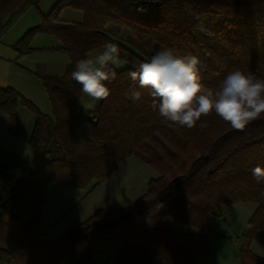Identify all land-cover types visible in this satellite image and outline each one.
<instances>
[{
    "label": "trees",
    "instance_id": "16d2710c",
    "mask_svg": "<svg viewBox=\"0 0 264 264\" xmlns=\"http://www.w3.org/2000/svg\"><path fill=\"white\" fill-rule=\"evenodd\" d=\"M64 8L82 11L83 20H62ZM41 18L14 45L19 56L39 50L30 39L46 33L61 46L44 49L63 51L71 62L62 74L32 71L47 90L52 115L15 88H0V115L9 117L10 131L19 106L36 117L29 140L31 164L0 148V206L12 228L25 240L38 236L48 186L94 188L138 155L160 175L131 205L100 209L73 226L66 233L68 264H96L94 251L115 241L122 244L121 264H201L213 254L206 236L210 218L238 203L257 205L240 236L241 263L264 264V256L252 249L256 235L264 246V183L251 174L254 167H264V117L242 132L214 113L193 128L180 127L153 108L150 88L133 84L128 72L135 68L111 65L117 76L105 82L109 97L82 117L83 93L71 78L77 60L111 42L119 57L136 66L165 48L177 56L195 55L200 82L212 91L236 69L264 79V0H57ZM122 29L128 31L125 38ZM133 90L141 93L140 100L132 99ZM171 220L201 233L175 232ZM7 257L9 252L0 248V258Z\"/></svg>",
    "mask_w": 264,
    "mask_h": 264
},
{
    "label": "crops",
    "instance_id": "0c3cea01",
    "mask_svg": "<svg viewBox=\"0 0 264 264\" xmlns=\"http://www.w3.org/2000/svg\"><path fill=\"white\" fill-rule=\"evenodd\" d=\"M56 1L0 0V23L5 22L12 13L17 11L24 3H27L26 8L14 18L11 24L5 28H0V88L5 86L15 88L49 115L53 114V109L47 90L42 80L32 71L41 69L49 73L62 74L71 60L66 62L65 68L61 72L47 70L49 68L46 66L47 64L33 58L34 53L19 56L14 45L26 32L41 23V13H49ZM61 19L69 22H79L83 20V12L72 8L65 9L61 13ZM46 40L45 44H38L37 42L33 47L42 49L61 46L60 41L53 44L51 39ZM94 108L96 107L89 108L88 112ZM35 122V115L25 107L19 106L13 131H10L9 117L6 114H1L0 148L17 153L31 164L33 152L29 140ZM134 156L128 158L110 177L101 181L94 188H80L63 183L48 186L44 194V211L40 221V234L32 239H23L12 228L8 213L0 206V248L9 252V257L0 258V264H68L69 258L65 250L66 233L73 226L86 221L100 209L112 212L131 205L147 191L149 180L160 175L144 160L134 158ZM1 187L2 180L0 177V194ZM238 204L223 207L222 216L229 217V213ZM243 209L244 207H238L235 212H241ZM252 214L249 212V216H247L242 226L243 230ZM216 218L217 216H212L210 224L212 228L216 227L221 231L223 227ZM172 221L169 222V226L175 232L201 233L185 229V227L176 225ZM221 236L223 234L210 236L213 250L214 248L217 250L214 251L212 257L204 258L201 264H215L217 252L221 255L224 252H229L232 257L231 250L225 246L227 242L230 243L234 238L232 237V240H229L227 236L225 238ZM107 244H114L105 248L107 256L112 253L116 257V253L121 252L120 248L117 249L115 246V242H106L94 251V256L103 245ZM220 246H222L221 249ZM234 260L233 257L232 261Z\"/></svg>",
    "mask_w": 264,
    "mask_h": 264
},
{
    "label": "clouds",
    "instance_id": "9594fccd",
    "mask_svg": "<svg viewBox=\"0 0 264 264\" xmlns=\"http://www.w3.org/2000/svg\"><path fill=\"white\" fill-rule=\"evenodd\" d=\"M119 54L118 46L107 42L99 55L75 62L71 78L82 93L96 100L109 97L105 82L117 76L109 64ZM199 64L195 55L177 56L173 49L165 48L129 70L128 77L134 85L138 82L140 88H150L153 108L158 107L162 118L180 127L193 128L202 117L214 113L242 132L252 121L264 117V79L236 69L212 91L200 82ZM132 99L140 100L141 93L133 90ZM251 174L257 183H264V167H254Z\"/></svg>",
    "mask_w": 264,
    "mask_h": 264
},
{
    "label": "rangeland",
    "instance_id": "374dc122",
    "mask_svg": "<svg viewBox=\"0 0 264 264\" xmlns=\"http://www.w3.org/2000/svg\"><path fill=\"white\" fill-rule=\"evenodd\" d=\"M65 9H71V8H64L62 10V12L65 11ZM41 21H42V19H41ZM127 32H128L127 30L122 29L119 32V34L125 38V36L127 35ZM40 35H47V36H40ZM48 35L49 34L39 33L36 36H34L32 39H30V44L32 46L34 44H36L37 42H38V44H45L47 42L46 39H51V42L53 44L55 42L59 43V40L55 36H53V35L48 36ZM39 37H41V38L39 39ZM46 37H51V38H46ZM37 39H39V40L37 41ZM42 40H46V41H42ZM103 51H104V47L96 49L88 55V58H92L96 55H99ZM32 53H34L33 54L34 59L40 60L43 63L47 64L46 66L49 67L47 70H52V71H56V72H61L65 68L66 62L71 60L70 56L63 51L47 50V49L42 48V49L36 50ZM26 55H28V54H26ZM47 62H49V63H47ZM109 65H111L113 68H115L117 70H121L124 68H135L136 63L132 62V60H129V59L117 57L115 59V62H110ZM41 67H43V66L41 65ZM100 101L101 100L93 99V98L89 97L88 95L84 94L83 102H82V105L79 109L80 115L82 117H86L89 114V112H88L89 108L94 107V106L97 107L99 105ZM134 158L141 159L138 155H135ZM238 207H244V209L241 212L236 213L235 211ZM255 207H256L255 203L238 204L229 213V217L225 216V215L224 216H217L216 219L219 220V222L221 223V225L223 227V229H221V231H219L216 227L212 228V226L210 224V226H211L210 231L208 233H206V236L208 237L210 244H211L210 236L213 237V236H219V235L223 234V236H221L223 238H225L226 236L229 240H232V237L234 238L232 241H230V243L227 242V245L225 246L231 250L232 257H231L229 252H227V253L224 252L223 255H221L219 252H217V258L215 260V264H242L241 259H240V255H239V251L241 249L240 236L243 232L242 226L245 223L247 216H249V212H250V214H252ZM173 223L176 225H179L181 227H185V229H190L194 232H197L196 229H194L190 226L180 224L176 221H174ZM229 240H227V241H229ZM110 245H114V244L103 245L97 251L96 255L94 256L96 264H121L122 244L120 242L115 241V246L117 247V249L120 248V250H121V252L119 254L116 253L117 254L116 257H114L112 255V253L109 256L106 255L105 248L109 247ZM211 248H212L213 253H214V251L216 252L217 249L214 248V250H213L212 244H211ZM221 248H222V246H220V249ZM252 249L256 254L264 256V246L259 241L258 235H256L254 237V240L252 242ZM212 256H213V254H212ZM233 257L235 259L234 261H232Z\"/></svg>",
    "mask_w": 264,
    "mask_h": 264
}]
</instances>
